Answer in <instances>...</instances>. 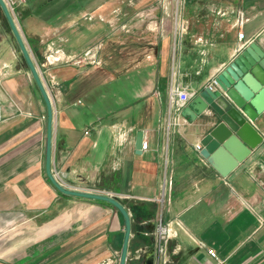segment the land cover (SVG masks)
I'll return each instance as SVG.
<instances>
[{
	"label": "crops",
	"instance_id": "1",
	"mask_svg": "<svg viewBox=\"0 0 264 264\" xmlns=\"http://www.w3.org/2000/svg\"><path fill=\"white\" fill-rule=\"evenodd\" d=\"M5 2L52 100V172L128 210L126 264L154 249L159 220L169 230L165 264H264V58L258 106L248 110L256 116L247 117L254 134L243 133L250 153L226 176L200 153L219 122L211 110L166 130L173 86L192 99L246 47L264 55V0ZM95 48L94 64L65 61ZM46 124L45 102L0 9V264H119L122 215L51 184ZM33 219L41 245L31 260L21 236ZM12 224L24 230L13 248Z\"/></svg>",
	"mask_w": 264,
	"mask_h": 264
},
{
	"label": "water",
	"instance_id": "2",
	"mask_svg": "<svg viewBox=\"0 0 264 264\" xmlns=\"http://www.w3.org/2000/svg\"><path fill=\"white\" fill-rule=\"evenodd\" d=\"M0 9L17 42L24 62L29 69L36 86L45 102L47 112L46 124V148H45V172L51 184L65 195L104 201L114 206L122 215L124 221L123 239L120 248L119 264H126L128 260L129 240L131 237V218L128 210L114 196L84 191L71 188L61 183L52 172V138H53V104L46 86L40 76L21 33L10 13L5 0H0ZM262 52L257 50L254 44L246 47L233 61L227 65L215 80L217 86L210 89L204 87L196 94L184 108L183 114L191 120L198 119L206 110H211L219 121L214 128L203 136L200 144L201 155L208 159L217 171L226 176L249 153L250 148L243 140V133H253L247 117L253 119L255 112L249 113V107H257V101H253L257 95L263 74L260 71L258 61L263 59ZM242 111V112H241ZM244 111V112H243ZM143 134L139 131L136 135L135 147L141 152ZM140 264H155L154 249H150L142 257Z\"/></svg>",
	"mask_w": 264,
	"mask_h": 264
},
{
	"label": "built area",
	"instance_id": "3",
	"mask_svg": "<svg viewBox=\"0 0 264 264\" xmlns=\"http://www.w3.org/2000/svg\"><path fill=\"white\" fill-rule=\"evenodd\" d=\"M238 40L240 41V44L238 46V50H241L244 46L242 39H243V33L241 31H238L237 33ZM97 53V49H88L86 53H84L81 56L78 57H72L68 56L65 61L68 63H71L76 66L86 65V64H94L96 61V58L94 55ZM207 86L212 89L217 86V82L215 78L213 77ZM170 98L174 102V109L172 113H169L168 118L166 120V130L169 131L171 126H179L183 122H187L186 115L183 114L184 108L186 105L189 104L191 97L190 95L184 91L179 89L177 86H173L170 89ZM147 142H142L141 149H146ZM196 149L199 151L201 149V146L198 144L196 145ZM169 238V230L168 226L161 220L158 221L156 227H155V235H154V250L155 255L157 258V264H165L166 259V247H167V241ZM146 252V249H140L139 252L134 256L136 259H140L141 254ZM207 253L216 258V253L213 249H207Z\"/></svg>",
	"mask_w": 264,
	"mask_h": 264
},
{
	"label": "rangeland",
	"instance_id": "4",
	"mask_svg": "<svg viewBox=\"0 0 264 264\" xmlns=\"http://www.w3.org/2000/svg\"><path fill=\"white\" fill-rule=\"evenodd\" d=\"M35 219L32 220V224H27V231L25 232V234H23V229H20V226L16 225L14 226L12 224V226L10 227L9 233L11 236V241H10V245L13 248L14 246H17L20 240V235L23 234V238L21 236V239H24V236H26L27 238V248H28V252H30V256H28V259L33 260L34 256H33V251L37 248V246L41 245V241H36V237H35V233H36V228L34 225ZM23 230V231H22ZM20 231H22V233L20 234ZM20 234V235H19ZM47 240V239H45ZM13 259H11L12 262ZM13 263V262H12Z\"/></svg>",
	"mask_w": 264,
	"mask_h": 264
}]
</instances>
